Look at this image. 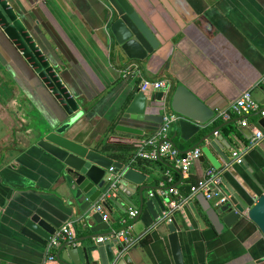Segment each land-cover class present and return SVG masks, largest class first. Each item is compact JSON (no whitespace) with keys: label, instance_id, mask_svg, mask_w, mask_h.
Returning a JSON list of instances; mask_svg holds the SVG:
<instances>
[{"label":"crops","instance_id":"0c3cea01","mask_svg":"<svg viewBox=\"0 0 264 264\" xmlns=\"http://www.w3.org/2000/svg\"><path fill=\"white\" fill-rule=\"evenodd\" d=\"M9 2L23 16L64 83L87 108L74 126L77 136L95 149L105 143L131 145L135 157L141 160L132 167L147 174L149 185L165 190L176 187L182 195H188L191 183L215 167L207 157L199 158L184 173L168 158L150 160L138 156L147 140L161 128L158 118L167 113L162 109L148 111L157 121H125L142 129L143 134L116 130L123 104L145 81H164L167 85L147 90L149 99L162 101L171 81L174 88L186 85L212 111L207 125L185 142L180 132L176 135V125L171 126V139L181 153L202 148L204 144H198L215 130L207 144L212 146L213 139L221 138L217 148L212 149L225 165L221 152L227 153L232 162L233 151L249 143L239 131L238 121H224L220 112L245 91H251L264 104V0H130L159 41V46L140 60L117 55L106 0ZM133 62L138 65L130 67ZM62 113L54 95L0 27V264H62L57 249L41 245L21 232L26 219L37 213L57 231L71 223L72 238L79 240L78 245L97 241L91 231L97 225L93 212L84 214L67 204L63 188L56 181L52 157L37 146L39 128ZM261 118L258 113L250 117L253 132L264 131ZM259 146L264 149V138ZM248 153L244 154V164L233 163L228 168L226 180L233 186L242 184L259 192L264 170L249 161L254 158ZM197 197L171 214L181 227L178 234L185 264H233L257 252L260 235L250 223L206 240L196 210L208 228L211 224ZM122 201L125 210L117 208L112 216L103 205L101 213L109 214V231L114 232L121 228V219L128 216L130 209L138 206L141 215L130 225L132 233L141 239L126 251L132 263L175 264L167 227L170 218L163 223L150 209L141 211L138 192L131 198L134 205Z\"/></svg>","mask_w":264,"mask_h":264},{"label":"water","instance_id":"95a60500","mask_svg":"<svg viewBox=\"0 0 264 264\" xmlns=\"http://www.w3.org/2000/svg\"><path fill=\"white\" fill-rule=\"evenodd\" d=\"M106 1L111 12L109 30L117 55L131 60L145 59L159 46L154 32L134 9L130 0ZM0 27L23 53L40 81L51 91L63 110L60 117L47 121L39 128L37 146L52 157L56 167V181L59 187L63 188L67 204L84 214L93 212L91 216L97 222V225L91 229L93 236L96 239L106 237L103 241L87 245H78L77 238H70L55 247L58 251L57 258L62 264H133L130 254L116 244V240L112 237L114 232L109 231V222L103 218L101 212L95 210V206L103 193L110 190L103 205L110 209L113 216L117 208L125 210L122 199L134 205L131 198L138 192L141 198L139 206L141 211L145 207L150 209L153 216L160 221L164 212L169 209L166 198L159 193L165 191V188L149 185L147 174L102 153L93 148L92 143L83 141L77 136L74 126L86 113L87 108L64 83L56 66L38 44L23 16L9 0H0ZM135 65L138 64L136 62L129 64L130 67ZM169 82V93L162 101L149 99L141 88L132 94L121 108L116 130L143 134L142 129L130 123L157 121L155 117L148 115V111L158 109L167 112L166 114L179 115V119L174 124L176 135L180 132L182 142L189 140L193 132L206 126L212 117V111H209L207 105L186 85L180 84L174 88L172 82ZM173 89H175L174 95L170 102L169 96ZM166 114L158 118L161 125ZM259 123L264 128V117ZM239 131L248 140L254 136V132L247 126H241ZM215 132L213 130L210 135H214ZM210 135L198 144H204L200 159L207 157L216 169L222 171L220 187L226 197L218 201L208 199L203 193L198 194L197 198L203 213L211 224L208 228L202 215L195 209L203 229V236L210 241L232 228L250 223L260 235L257 252L233 264H264V184L258 185L259 192H257L250 186L245 187L242 184V186H233L229 183L225 175L233 163L225 152H221L225 165L215 155L212 146L217 148L221 138L213 139L210 146L207 144ZM171 140L177 147L174 140ZM194 148L196 147L192 149ZM248 151V154L254 158L249 161H254L255 165L264 170V149L257 145ZM249 161H246L248 165ZM113 184L115 188H112ZM134 206L138 208L137 205ZM34 215L26 219L21 232L39 244L49 246L57 228L52 227L41 214ZM88 218H85V222L89 221ZM165 221L160 222L166 223ZM167 227L170 231L169 238L175 264H185L178 234L181 227L174 216H170Z\"/></svg>","mask_w":264,"mask_h":264},{"label":"built area","instance_id":"2783aa9c","mask_svg":"<svg viewBox=\"0 0 264 264\" xmlns=\"http://www.w3.org/2000/svg\"><path fill=\"white\" fill-rule=\"evenodd\" d=\"M127 75V74H126ZM264 84V83H263ZM141 90L147 91L149 89L160 90L167 88L164 81H145L140 85ZM255 113L264 117V104L257 101L252 95L251 91H245L238 99H236L229 108L220 112V116L224 121L237 120L241 126H251L250 117ZM179 119V115L176 113L166 114L163 119L161 128L156 132L154 136L147 140L144 147L138 151V156L144 159L158 160L160 158H168L172 160L176 167H178L184 173L190 170L192 163L198 160L203 154L200 147H196L185 153H181L180 150L174 146L170 129L171 126ZM264 138V131L262 129H256L254 136L249 140V143L244 149L234 150L232 153V163L242 164L244 161V154L249 149L259 145L260 141ZM222 182V171L215 168H210L206 171L203 178L191 185L190 194L182 195L178 188L170 187L165 191H161L162 195L166 198L169 209L164 212L160 221L167 220L175 209L181 208L184 203L189 202L195 195L203 193L208 199L224 200L223 191L220 187ZM115 188V185H112ZM110 194V190L103 193L99 201L95 206V210L103 211V201ZM140 214L139 209H130L128 216L121 219L122 226L120 229L114 231L112 237L116 240V244L120 245L126 252L135 244H137L141 236L135 235L131 231V221ZM103 218L109 220V214H104ZM74 235L71 223L66 224L51 238L49 248H55L62 242L67 241ZM106 237H100L97 241H103ZM54 259V255L50 257Z\"/></svg>","mask_w":264,"mask_h":264},{"label":"trees","instance_id":"16d2710c","mask_svg":"<svg viewBox=\"0 0 264 264\" xmlns=\"http://www.w3.org/2000/svg\"><path fill=\"white\" fill-rule=\"evenodd\" d=\"M97 150L127 165L136 166L138 161V159L135 157V148H133L131 145H125L121 143H105L100 148H97ZM140 161L141 160L138 162ZM194 183H191V185Z\"/></svg>","mask_w":264,"mask_h":264}]
</instances>
